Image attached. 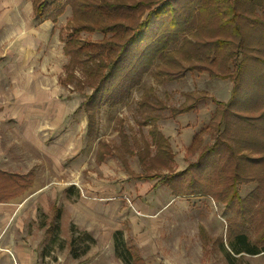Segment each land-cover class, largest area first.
I'll return each instance as SVG.
<instances>
[{
  "label": "rangeland",
  "instance_id": "rangeland-1",
  "mask_svg": "<svg viewBox=\"0 0 264 264\" xmlns=\"http://www.w3.org/2000/svg\"><path fill=\"white\" fill-rule=\"evenodd\" d=\"M83 36L97 40L103 35L83 32ZM176 42L162 61L157 57L150 61L146 50L141 53L140 49L130 65L102 86V92L107 88L102 94L112 92L117 99L90 106L94 111L90 130L87 112L80 107L92 93L84 71L78 67L70 85L61 86L57 108L64 118L52 139L44 134L46 143L35 147L38 161L28 165L32 187H40L29 199L38 223L36 241L42 246L39 264H126L115 253L118 229L147 264H261L262 257L251 254L236 255L230 262L221 247L223 241L228 246L231 221L239 222L240 212L234 205L240 202L228 201L230 190L222 192L223 201L205 194L173 195L169 184L159 181L161 177L137 179L133 175L169 172L145 169L141 164L140 157H145L149 165V153L156 151L150 146L153 125L170 138L175 153L171 165L176 170L196 161L201 148L193 153L187 151L188 145L202 128L203 145L214 142L210 120L217 100L227 101L231 96L232 80L212 78L207 70L192 67L200 59L208 61L202 38L186 32ZM263 71L259 68L256 73ZM200 90L205 97L194 110L176 119L172 107L185 102V92ZM255 91L248 98L258 99L262 91ZM148 117L156 119L147 121ZM100 141L106 151L101 162L97 159ZM260 165L250 166L255 176L264 175ZM259 183H240L237 193L244 199ZM257 192L264 194L262 189ZM256 215L259 223L251 230L253 238L264 229V211ZM203 229L209 240L203 238ZM205 241L207 247H203Z\"/></svg>",
  "mask_w": 264,
  "mask_h": 264
},
{
  "label": "trees",
  "instance_id": "trees-1",
  "mask_svg": "<svg viewBox=\"0 0 264 264\" xmlns=\"http://www.w3.org/2000/svg\"><path fill=\"white\" fill-rule=\"evenodd\" d=\"M66 4L71 5L74 13L67 22L65 53L70 54V60L61 83L69 85L78 67L84 71L92 93L80 107L87 112L89 130L94 126L90 106L117 99L112 92L102 94L107 91L106 88L102 92V86L130 65L140 49L141 53L146 50L145 56L150 61L155 57L162 61L167 49L179 41V34L188 32L203 39V55L208 61L200 59L192 67L207 70L212 78L233 81L231 96L227 101L217 100L210 120L214 142L203 145L202 128L187 147L193 153L201 148L197 160L189 162L185 169L176 170L171 165L175 153L170 138L153 125L150 146L154 145L156 151L149 153V165L145 157H140L141 164L145 169L169 172L133 175L137 179L161 177L159 181L167 182L173 195L205 194L220 199L225 197L221 196L223 191L230 190L232 194L226 197L229 202L234 199L240 202L234 205L240 215L239 222L231 221L227 229L228 246L222 242L227 258L234 262L236 254L263 253L264 229L254 238L251 230L259 223L256 213L264 211V194L257 192L264 190V175L255 176L250 166L257 167L260 163L264 166V71L256 73L259 68L264 69V0H34L35 16L56 21ZM83 31H100L104 37L82 38ZM255 90L262 91L259 98H248L249 94L256 95ZM185 93V102L172 107L175 114L195 108L205 97L203 90ZM155 119L148 117L147 121ZM103 145L100 141L97 152L100 162L106 156ZM124 166L129 169L126 163ZM251 180L260 183L243 199L237 186ZM32 184V172L21 174L0 169V201L22 196ZM202 231L203 238L209 240L206 230ZM122 234L120 229L114 234L116 255L126 264H147Z\"/></svg>",
  "mask_w": 264,
  "mask_h": 264
},
{
  "label": "crops",
  "instance_id": "crops-1",
  "mask_svg": "<svg viewBox=\"0 0 264 264\" xmlns=\"http://www.w3.org/2000/svg\"><path fill=\"white\" fill-rule=\"evenodd\" d=\"M73 13L66 4L56 21L37 19L34 0H0V169L4 171L29 174L28 165L38 161L35 147L46 143L44 134L52 139L64 118L59 117L56 95L70 60L65 37ZM83 32L81 37L87 38ZM194 109L176 114V119ZM38 189L30 187L20 197L0 201V264H13L14 258L18 264H39L42 246L36 241L38 223L29 202ZM251 255L262 257L264 263V251Z\"/></svg>",
  "mask_w": 264,
  "mask_h": 264
},
{
  "label": "built area",
  "instance_id": "built-area-1",
  "mask_svg": "<svg viewBox=\"0 0 264 264\" xmlns=\"http://www.w3.org/2000/svg\"><path fill=\"white\" fill-rule=\"evenodd\" d=\"M13 258H14V256H13ZM13 264H18V261H17L16 258H14V263Z\"/></svg>",
  "mask_w": 264,
  "mask_h": 264
}]
</instances>
